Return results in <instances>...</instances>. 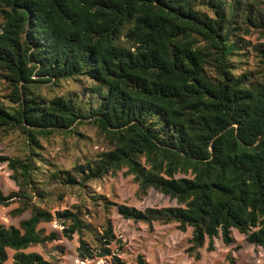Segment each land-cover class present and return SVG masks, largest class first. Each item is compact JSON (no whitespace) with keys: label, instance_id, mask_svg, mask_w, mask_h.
Instances as JSON below:
<instances>
[{"label":"trees","instance_id":"16d2710c","mask_svg":"<svg viewBox=\"0 0 264 264\" xmlns=\"http://www.w3.org/2000/svg\"><path fill=\"white\" fill-rule=\"evenodd\" d=\"M83 127L101 151L67 165L46 158L45 145L84 138ZM9 140L0 164L15 190H0V207L15 205L8 215L19 221L0 223V264H56L27 251L57 239L41 226L53 221L67 240L77 235L80 259L125 264L108 247L109 219L99 234L81 204L49 206L91 198L89 184L121 170L138 199L151 189L176 203L114 205L122 219L191 229L195 260L216 238L230 245L232 230L264 254V0H0Z\"/></svg>","mask_w":264,"mask_h":264},{"label":"rangeland","instance_id":"374dc122","mask_svg":"<svg viewBox=\"0 0 264 264\" xmlns=\"http://www.w3.org/2000/svg\"><path fill=\"white\" fill-rule=\"evenodd\" d=\"M254 43L257 35L246 38ZM80 92V86H74ZM84 138L74 135L65 142L57 138L50 145H45L46 158L58 165H67L76 158L101 151V145L97 144L95 132L87 127L79 129ZM90 139H87V138ZM14 141H0V155H7L13 149ZM9 170L5 164H0V190L6 194L15 190V186L9 179ZM136 185L131 176L124 175V170L115 175H107L97 182L88 185V195L81 201L74 195L65 196L62 201L52 199L49 202L51 212L61 211L75 205L82 207L83 219L93 225L101 234L104 220L111 222L113 240L109 243L112 254L117 256L125 264H137L135 259L141 255L147 264H264V254L260 248L251 246L245 242V237L232 230V243L224 245L220 238L214 239V249L206 251V245L199 250V259L189 257L185 250L189 246L191 229L185 232L176 230L175 224L161 226L153 223L148 227L142 223H134L124 220L116 213L114 205L124 204L139 210L148 207H172L176 206L174 200L149 190L142 199L135 196ZM103 203L111 204L105 211ZM15 205L0 207V223L5 225H17L19 219H11L8 212ZM27 217L23 215L22 218ZM46 231L54 230L58 233L55 241L46 246H37L27 251L41 254L45 259L52 260L56 264H110L109 258L80 259L77 256L78 237L73 235L70 240L64 238L60 231L63 228L58 221L50 224H42ZM89 242L88 238H85ZM11 255V252H9ZM5 264H10V260Z\"/></svg>","mask_w":264,"mask_h":264}]
</instances>
